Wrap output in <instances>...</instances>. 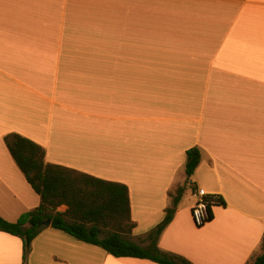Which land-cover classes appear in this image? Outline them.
<instances>
[{
  "label": "crops",
  "instance_id": "1",
  "mask_svg": "<svg viewBox=\"0 0 264 264\" xmlns=\"http://www.w3.org/2000/svg\"><path fill=\"white\" fill-rule=\"evenodd\" d=\"M12 132L49 163L126 184L143 247L186 185L158 248L246 264L264 232V0H0V216L11 222L40 202L5 145ZM191 147L201 160L187 179ZM196 187L224 201L202 226ZM0 264L159 263L47 225L25 262L22 240L0 231Z\"/></svg>",
  "mask_w": 264,
  "mask_h": 264
},
{
  "label": "trees",
  "instance_id": "2",
  "mask_svg": "<svg viewBox=\"0 0 264 264\" xmlns=\"http://www.w3.org/2000/svg\"><path fill=\"white\" fill-rule=\"evenodd\" d=\"M4 142L26 181L40 198L37 207L22 213L16 221H7L0 216V231L22 240L23 262L27 260L31 242L45 227L42 222L50 219L51 227L98 246L114 257L143 258L159 264H192L157 246V239L171 221L185 185L169 192L172 206L166 209L163 220L147 234L150 244L143 247L130 239L136 223L131 217L126 184L49 163L45 160V148L21 134L8 133ZM185 153L184 173L188 179L200 163L201 152L198 147H191ZM210 196L208 221L213 216L212 207L224 204L220 196ZM61 205H65L66 210L58 211ZM246 264H264V232L260 253Z\"/></svg>",
  "mask_w": 264,
  "mask_h": 264
},
{
  "label": "built area",
  "instance_id": "3",
  "mask_svg": "<svg viewBox=\"0 0 264 264\" xmlns=\"http://www.w3.org/2000/svg\"><path fill=\"white\" fill-rule=\"evenodd\" d=\"M194 204L191 209L192 219L196 226H202L209 220L208 206L212 202L210 194L202 187L192 191Z\"/></svg>",
  "mask_w": 264,
  "mask_h": 264
},
{
  "label": "rangeland",
  "instance_id": "4",
  "mask_svg": "<svg viewBox=\"0 0 264 264\" xmlns=\"http://www.w3.org/2000/svg\"><path fill=\"white\" fill-rule=\"evenodd\" d=\"M185 186H186V185H185ZM184 196H185V197H184V199H185L184 202H185V203L190 202L191 198H190L189 193H185Z\"/></svg>",
  "mask_w": 264,
  "mask_h": 264
},
{
  "label": "water",
  "instance_id": "5",
  "mask_svg": "<svg viewBox=\"0 0 264 264\" xmlns=\"http://www.w3.org/2000/svg\"><path fill=\"white\" fill-rule=\"evenodd\" d=\"M51 223V220L50 219H46L42 222L43 225L47 226V225H50Z\"/></svg>",
  "mask_w": 264,
  "mask_h": 264
}]
</instances>
